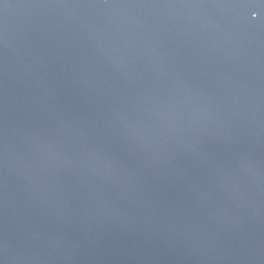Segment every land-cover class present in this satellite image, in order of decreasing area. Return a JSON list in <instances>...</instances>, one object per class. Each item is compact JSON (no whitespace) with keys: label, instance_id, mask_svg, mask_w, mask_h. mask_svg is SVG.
I'll return each instance as SVG.
<instances>
[{"label":"water","instance_id":"95a60500","mask_svg":"<svg viewBox=\"0 0 264 264\" xmlns=\"http://www.w3.org/2000/svg\"><path fill=\"white\" fill-rule=\"evenodd\" d=\"M0 87L147 264H264V0H0Z\"/></svg>","mask_w":264,"mask_h":264}]
</instances>
